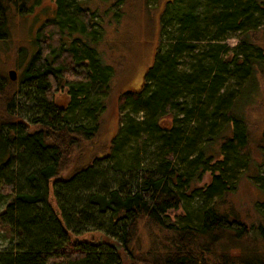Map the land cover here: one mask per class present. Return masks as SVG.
Here are the masks:
<instances>
[{
  "label": "trees",
  "instance_id": "obj_1",
  "mask_svg": "<svg viewBox=\"0 0 264 264\" xmlns=\"http://www.w3.org/2000/svg\"><path fill=\"white\" fill-rule=\"evenodd\" d=\"M26 1L0 0V41ZM54 1L19 82L0 80V264H264V202L258 225L224 209L255 159L244 111L264 80V0H167L153 61L140 88L120 95L99 152L114 77L104 24L81 0ZM233 34L238 45L223 43Z\"/></svg>",
  "mask_w": 264,
  "mask_h": 264
},
{
  "label": "rangeland",
  "instance_id": "obj_2",
  "mask_svg": "<svg viewBox=\"0 0 264 264\" xmlns=\"http://www.w3.org/2000/svg\"><path fill=\"white\" fill-rule=\"evenodd\" d=\"M166 1L81 0V3L90 7L104 24L103 39H101L99 47L105 61L114 67L111 95L106 100L107 109L101 116V128L95 139L97 144L93 146V150L97 152L101 151L100 148L104 145H106V149L108 148L110 140L117 130L120 95L127 90L140 88L143 83V76L153 61L158 45L159 21ZM55 9L54 0H28L22 8L21 14L10 11L8 17L9 35L0 41L1 81H4L5 78L11 81L8 72L15 70L16 81L19 82L31 54L36 50L33 43L36 31L46 19L54 16ZM260 26H264V19ZM237 35H229L223 43L230 46L238 45ZM263 35L264 30L257 35L258 42H263ZM230 87L235 88V81L231 82ZM251 92L252 88L248 89L246 94L249 95ZM249 98L250 95L246 102ZM57 99L60 103L66 104L68 101L66 90L59 92ZM244 112L249 128V147L256 161L254 159L247 171L240 177L236 190L225 197L224 209L227 210L228 206L234 205L241 219L252 226L251 224L258 225L260 221L255 205L264 202V192L258 187L259 178L264 179V137L262 136L264 130V80L261 81L258 92L254 99L250 100ZM23 116L13 115L10 116V120L27 123L26 117ZM148 151L149 149L146 153ZM81 154H83L81 151L75 152L74 163L77 162ZM140 156L143 158L145 154L142 153ZM152 161L153 159H150L149 164ZM253 176H257V179ZM210 180V173H206L203 179L196 184V187H203ZM202 205L203 201L197 197L187 205L186 211L188 210L190 213L188 220H196L198 209ZM260 207L264 209L261 204ZM3 208L4 203L0 201V211ZM171 214L175 215L177 221H182L186 216L183 209L173 211ZM1 233H3V229L0 228V248L7 244ZM91 236L98 240L97 234L89 233L83 237L90 239ZM148 240L145 237L143 245L139 242L141 247L136 244V249L139 251L146 249ZM117 249L119 250L121 247L117 246Z\"/></svg>",
  "mask_w": 264,
  "mask_h": 264
},
{
  "label": "water",
  "instance_id": "obj_3",
  "mask_svg": "<svg viewBox=\"0 0 264 264\" xmlns=\"http://www.w3.org/2000/svg\"><path fill=\"white\" fill-rule=\"evenodd\" d=\"M8 74H9V77H10L11 80H15L16 77H17V74H16V71L15 70H10L8 72ZM262 136L264 137V130L262 132Z\"/></svg>",
  "mask_w": 264,
  "mask_h": 264
},
{
  "label": "flooded vegetation",
  "instance_id": "obj_4",
  "mask_svg": "<svg viewBox=\"0 0 264 264\" xmlns=\"http://www.w3.org/2000/svg\"><path fill=\"white\" fill-rule=\"evenodd\" d=\"M5 80H7V79L5 78ZM11 81H16V79L15 80H11Z\"/></svg>",
  "mask_w": 264,
  "mask_h": 264
}]
</instances>
